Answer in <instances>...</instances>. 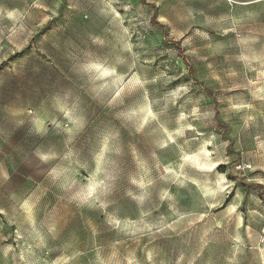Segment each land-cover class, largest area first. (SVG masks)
I'll list each match as a JSON object with an SVG mask.
<instances>
[{
    "label": "rangeland",
    "instance_id": "obj_1",
    "mask_svg": "<svg viewBox=\"0 0 264 264\" xmlns=\"http://www.w3.org/2000/svg\"><path fill=\"white\" fill-rule=\"evenodd\" d=\"M0 264H264V0H0Z\"/></svg>",
    "mask_w": 264,
    "mask_h": 264
}]
</instances>
